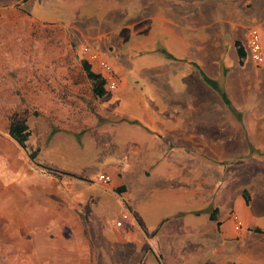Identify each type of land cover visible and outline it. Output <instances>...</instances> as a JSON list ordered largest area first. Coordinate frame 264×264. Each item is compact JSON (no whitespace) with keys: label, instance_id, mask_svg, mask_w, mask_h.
<instances>
[{"label":"crops","instance_id":"1","mask_svg":"<svg viewBox=\"0 0 264 264\" xmlns=\"http://www.w3.org/2000/svg\"><path fill=\"white\" fill-rule=\"evenodd\" d=\"M252 27L264 50V0H0V200L35 217L27 263L264 264V205L235 171L264 151ZM85 48L116 89L92 92Z\"/></svg>","mask_w":264,"mask_h":264},{"label":"rangeland","instance_id":"2","mask_svg":"<svg viewBox=\"0 0 264 264\" xmlns=\"http://www.w3.org/2000/svg\"><path fill=\"white\" fill-rule=\"evenodd\" d=\"M33 1L35 2L36 0ZM245 62L246 64H253L249 57H247ZM249 91L250 97H255L256 101H259V97L264 93V89L260 91V88L256 89V91H254V89H250ZM248 104L250 105V102H248ZM251 105H254V103H252ZM246 159H250L246 166L240 165L238 163L235 167L237 175L236 187L238 189H243L247 195L252 194L253 196L257 197L259 204L264 205V151H260V153L258 151L248 152L246 155ZM3 186L5 188H8L10 195H14L18 192V190H20L22 184L19 182H5L3 183ZM7 204L8 200H0V264H30L27 262L29 261L28 258H31V256H29L31 254V249H25V245L27 241L32 242L30 241V234L34 233V231L26 232L25 227L27 223L30 224V218L35 217L30 215H22L18 212L19 206L13 207ZM117 212L118 211H112L111 215H109V221L113 226L116 225V220L120 219V216L119 218H117L119 214ZM51 214L39 215V221L43 220L48 228H51V225L54 223L52 220L53 216ZM46 218L48 219L45 220ZM33 224L35 223L33 222ZM89 225L90 224H87V226ZM54 238L55 236L51 234L48 236L47 241L51 242L54 240ZM118 249V247H114V249H111V254L115 253L117 256L121 257L122 252H120ZM56 253L57 254H55L54 256L58 257L59 259H66L68 257L66 254L61 255V253H59L58 251ZM31 255L35 258L34 254ZM106 258H109V255H107ZM21 260H23V262Z\"/></svg>","mask_w":264,"mask_h":264},{"label":"built area","instance_id":"3","mask_svg":"<svg viewBox=\"0 0 264 264\" xmlns=\"http://www.w3.org/2000/svg\"><path fill=\"white\" fill-rule=\"evenodd\" d=\"M248 51L250 59L257 65H264V50L261 41V32L257 27H252L248 33ZM87 55V60L90 63H96L98 66V74L104 81V86L107 90H114L118 86V74L114 66L96 50L84 49ZM110 181V176L106 173H100L97 176V182L107 184ZM128 213L121 214L120 219L116 221V225H122L123 221L128 219ZM236 219V216H235ZM236 229H239V224H236Z\"/></svg>","mask_w":264,"mask_h":264},{"label":"trees","instance_id":"4","mask_svg":"<svg viewBox=\"0 0 264 264\" xmlns=\"http://www.w3.org/2000/svg\"><path fill=\"white\" fill-rule=\"evenodd\" d=\"M236 45L239 49L240 60L243 61L244 52L241 51L240 45L238 43ZM82 64H83V68L86 72V76L90 81L92 92L94 94H97V95H102L104 93V88H103L104 81H103L102 77L99 74L92 72L89 64H87L85 61L82 62ZM206 80L213 87L217 88L216 84L212 80H209L207 78H206ZM222 96H223L224 100L226 102H228L226 100L225 94H222ZM25 129H26V127H25V124L23 123L21 126H18V127L17 126L14 127V124H13L9 130L10 134L13 135L18 140V142L21 144V146H24V141H25L26 136H27V133L24 132Z\"/></svg>","mask_w":264,"mask_h":264}]
</instances>
